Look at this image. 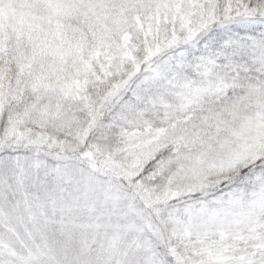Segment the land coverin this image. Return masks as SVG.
<instances>
[{"label": "snow or ice", "instance_id": "snow-or-ice-1", "mask_svg": "<svg viewBox=\"0 0 264 264\" xmlns=\"http://www.w3.org/2000/svg\"><path fill=\"white\" fill-rule=\"evenodd\" d=\"M0 264H264V0H0Z\"/></svg>", "mask_w": 264, "mask_h": 264}]
</instances>
